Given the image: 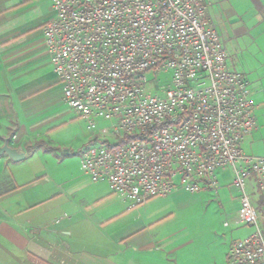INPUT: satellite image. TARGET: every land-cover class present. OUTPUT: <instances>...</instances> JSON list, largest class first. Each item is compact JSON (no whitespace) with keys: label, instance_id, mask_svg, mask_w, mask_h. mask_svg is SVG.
Listing matches in <instances>:
<instances>
[{"label":"crops","instance_id":"1","mask_svg":"<svg viewBox=\"0 0 264 264\" xmlns=\"http://www.w3.org/2000/svg\"><path fill=\"white\" fill-rule=\"evenodd\" d=\"M205 1L228 68L251 84L258 128L241 149L264 157V0ZM55 16L51 0H0V147L8 139L27 156L0 157V264H229L232 244L253 233L232 168L217 171L216 189L138 206L83 172L90 144L119 137L101 120L95 133L63 102L43 32ZM247 190L264 232L255 177Z\"/></svg>","mask_w":264,"mask_h":264},{"label":"built area","instance_id":"2","mask_svg":"<svg viewBox=\"0 0 264 264\" xmlns=\"http://www.w3.org/2000/svg\"><path fill=\"white\" fill-rule=\"evenodd\" d=\"M43 28L63 102L89 128L112 123L111 146L86 148L81 168L132 206L176 189H216L232 168L239 218L253 233L235 241L229 264H264V232L247 182L264 194V157L241 144L258 128L251 84L206 19L205 0H51ZM149 75L152 78H149Z\"/></svg>","mask_w":264,"mask_h":264},{"label":"water","instance_id":"3","mask_svg":"<svg viewBox=\"0 0 264 264\" xmlns=\"http://www.w3.org/2000/svg\"><path fill=\"white\" fill-rule=\"evenodd\" d=\"M7 156L11 161L20 163L26 160V153L22 149L13 148L9 140L5 139L4 145L0 147V157Z\"/></svg>","mask_w":264,"mask_h":264},{"label":"rangeland","instance_id":"4","mask_svg":"<svg viewBox=\"0 0 264 264\" xmlns=\"http://www.w3.org/2000/svg\"><path fill=\"white\" fill-rule=\"evenodd\" d=\"M149 78L151 79L152 78V76L151 75H149ZM104 123H105V127L108 129V130H110L111 129V127H112V123H110V122H105L104 121ZM97 128H98V124H97ZM94 129L93 131L96 133L99 129ZM118 143V139L117 138H115V137H113V136H109V141H108V143H107V145H111V146H113V145H115V144H117ZM103 143H101V141H100V143H97V144H95L96 146H99V145H102ZM95 145H89L88 147H91V146H95ZM87 147V148H88Z\"/></svg>","mask_w":264,"mask_h":264}]
</instances>
